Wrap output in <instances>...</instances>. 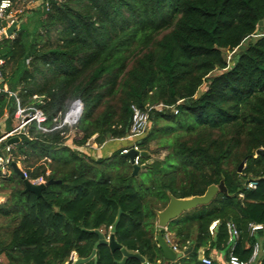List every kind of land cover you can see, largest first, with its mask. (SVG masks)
<instances>
[{"label":"trees","instance_id":"obj_1","mask_svg":"<svg viewBox=\"0 0 264 264\" xmlns=\"http://www.w3.org/2000/svg\"><path fill=\"white\" fill-rule=\"evenodd\" d=\"M258 29H264V0H40L24 12L13 38L0 41L1 85L22 106L41 109L48 131L32 122L11 154L30 178L56 182L36 196L24 192L13 171L0 175V187L9 189L0 217L12 226L8 241L0 240L3 262L63 264L71 252L86 258L98 240L94 231L107 237L120 211L117 243L149 264H163L155 210L168 193L198 196L221 180L226 194L161 230L179 250L193 248L168 264H203L202 247L206 257L215 249L227 259V222L238 230L240 260L249 259L255 242L264 251V231H248L250 222L264 224V154H255L264 149V31L240 48ZM223 50L232 53L230 62ZM76 100L82 112L69 128L62 120ZM131 106L149 112L152 124L135 140L145 152L139 166L151 157L145 147L151 137L166 151L135 174L122 147L97 159L80 150L91 138L101 145L128 137ZM15 107L14 97L0 94L5 131ZM76 114L74 106L67 121ZM250 180L257 182L253 189ZM95 257L85 264H119L122 253L100 244Z\"/></svg>","mask_w":264,"mask_h":264},{"label":"built area","instance_id":"obj_2","mask_svg":"<svg viewBox=\"0 0 264 264\" xmlns=\"http://www.w3.org/2000/svg\"><path fill=\"white\" fill-rule=\"evenodd\" d=\"M39 4H40V0H17V1L1 0L0 1V41L3 38H13L14 32L18 28L22 14L27 10L38 6ZM14 23L16 24L15 30L10 35H6V29ZM4 64H5V59L3 58L2 55H0V94H6L8 97L15 98L16 107H15L13 119H15L17 123L15 125H12V128L8 131H5L2 128H0V142H5L4 151L7 154L6 156L4 155L0 156L1 176L9 175L12 171L11 163L15 162L11 154V150L13 149L14 143L7 144L6 142L8 139L13 137H18L20 134H25L26 129L32 122H34L37 130L41 132L48 131V129L45 127L46 117L41 109L33 107L31 105L22 106L20 104L19 98L16 96V93L5 89L1 85ZM74 106H77L80 110V103L78 102V100L73 102L70 109L65 113V116L62 120V125L75 124L79 119L78 116L81 114H78L75 121H73L72 123H69L67 121L68 114L70 113V111ZM131 109H132V118H131L128 138H134L140 136L145 131L147 124L149 122V112L142 110L136 106H131ZM0 124H1V120H0ZM85 146L86 147L89 146V141L85 143ZM131 150L136 152L132 164L139 165L140 159L142 157L141 155L142 150L136 143H132L129 146L122 147L120 150V154L127 155ZM15 163L21 170L23 179H26L33 184H41L45 182L42 176L30 178L27 175V173L23 170L19 162H15ZM256 185H257L256 180H250L247 182V188L253 189L256 187ZM215 224L216 222H213L209 227L210 232H212V230L214 229ZM226 227L228 233L227 242L230 245V252L228 258L226 259V264H261V257L264 256V251L261 245L258 242H255L249 259L246 261L240 260L234 254V248H235L236 240L238 238V230L234 225V223L232 222H227ZM259 230L264 231V224L253 223V222H250L248 224V231L250 235L254 234ZM165 239L166 242H170L169 234L167 233L165 234ZM172 249L176 251L177 250L176 245L172 244ZM76 259H77V255L74 252H71L70 256L63 264H72ZM211 261L212 260L209 257L201 258V262L203 264H211ZM0 264H6L3 262L2 257H0Z\"/></svg>","mask_w":264,"mask_h":264},{"label":"water","instance_id":"obj_3","mask_svg":"<svg viewBox=\"0 0 264 264\" xmlns=\"http://www.w3.org/2000/svg\"><path fill=\"white\" fill-rule=\"evenodd\" d=\"M261 22H259L260 24ZM16 24H12L6 29V35H10L14 30H15ZM80 103V111L79 114L82 112V104ZM80 115L78 116V118ZM18 141L17 137H13L7 140V144H12L16 143ZM255 154H264V149L259 148L255 151ZM3 155L6 156V152L3 150ZM136 155V152L131 150L126 156L129 159V162L132 164L133 163V158ZM141 155H145V152L142 151ZM244 166V161H242L239 166H238V172L242 170ZM12 171L17 174L23 181L24 185V192H30L35 194L36 196H39L44 188L49 186L50 184L55 183L56 181L54 180H48L45 181L44 183L41 184H33L30 181L23 179L22 177V172L17 166L15 162L11 163ZM145 164L142 165H134L132 164V174H135L140 168H144ZM218 193H227V189L224 185L223 180H221L218 184H211L207 186L206 190L202 195L198 196H191V197H186V198H175L173 197L170 193H168V201L166 205L160 209V210H155V215H156V226L158 227V230L156 232V237L155 240L157 242V246L160 249L162 256L165 260L173 261L176 259L181 258L182 255H185L190 251L188 248L187 250L183 252H175L171 246L167 244L165 241L161 230H165L167 228V225L169 224L170 221L180 217L183 213L194 209L198 206L202 205H207L209 204ZM120 215L121 212L119 211L112 226L109 228V235L105 237L103 233L100 230H95V234L98 236L97 242L94 244L93 249L89 256L86 258H77L72 264H85L89 262L90 260H93L94 262L96 261V249L97 247L102 244L108 246L110 251H115L119 249L122 253V259L120 260L119 264H125L127 259L129 258H135L138 259L141 264H149L148 262L145 261V259L138 253H131L128 252L125 248L121 247L120 244L117 243L115 240V232H116V226L120 220Z\"/></svg>","mask_w":264,"mask_h":264},{"label":"rangeland","instance_id":"obj_4","mask_svg":"<svg viewBox=\"0 0 264 264\" xmlns=\"http://www.w3.org/2000/svg\"><path fill=\"white\" fill-rule=\"evenodd\" d=\"M264 29H258L252 36L247 37L240 45V48H244L247 46L248 43L253 42L256 38H258L261 33H263ZM223 54L225 56V58L227 59L228 62H230V58L232 53L231 52H227L226 50H223ZM34 99V98H33ZM160 108L159 106H156L155 109ZM17 123V121L15 119L12 120V125H15ZM74 124L72 125H67L69 128H72ZM152 127V124L149 123V125L147 126V128L145 129V131L138 137H134V138H130L131 140L128 142V145H131L132 143H135V140L137 138H145V136L148 134V132L150 131V128ZM70 134H73V130L71 129ZM148 150L152 151L151 157L150 159H148L145 164H150L152 163L153 160L158 159V158H162L163 155L165 154V150L164 149H160L159 147H157V139L156 137H151L150 139H148L147 145L145 146ZM119 149L114 150L113 152H117L119 151ZM112 152V153H113ZM113 161L116 163L119 161V157H114ZM9 198V189H3L0 187V204L4 203L7 199ZM145 200H153L150 197H146ZM150 203V202H149ZM160 202H154V203H150V206H158L160 205ZM7 219L0 217V240H3L4 242L8 241L9 238V232L12 228V226H9L7 223ZM103 233V230H101Z\"/></svg>","mask_w":264,"mask_h":264},{"label":"crops","instance_id":"obj_5","mask_svg":"<svg viewBox=\"0 0 264 264\" xmlns=\"http://www.w3.org/2000/svg\"><path fill=\"white\" fill-rule=\"evenodd\" d=\"M131 139L128 138V137H125V138H121V139H110V140H107L105 141L104 143H102L101 145H95L92 141V138L89 140V146H84L82 147L80 150L85 152L86 154H88L91 158L93 159H97V158H106V157H109L111 155V153L116 150V149H119L121 147H124V146H127L128 145V142L130 141ZM71 139L67 141L66 144L70 145L71 144ZM71 146V145H70ZM72 147V146H71ZM10 175V174H9ZM7 175V176H9ZM155 232H154V240H155V237H156V232L158 230V227L156 226V220H155ZM163 235V233H162ZM164 239H165V234L163 235ZM166 241V239H165ZM155 243H156V247L158 248L157 246V242L155 240ZM167 244L169 246L172 247V244L176 245L174 243V239L173 237L170 236V242H167ZM177 247V246H176ZM188 249V248H187ZM186 249V250H187ZM190 251L188 253H186L185 255H182V257H186L192 250L193 248L192 247H189ZM206 248L202 247L198 250V259L201 261V258L202 257H206L204 255V251H205ZM175 251V250H174ZM185 251V250H184ZM175 252H183L181 250H179L177 248V250ZM158 253H159V256H160V259L157 261V262H160V260H163V264H168V263H172L176 260H165L162 256V253L160 251V249L158 248ZM209 258L212 260V262H216L218 264H226V258L223 256V254H221L220 252H217L215 249H211L210 252H209ZM180 259V258H179Z\"/></svg>","mask_w":264,"mask_h":264},{"label":"bare ground","instance_id":"obj_6","mask_svg":"<svg viewBox=\"0 0 264 264\" xmlns=\"http://www.w3.org/2000/svg\"><path fill=\"white\" fill-rule=\"evenodd\" d=\"M75 108L77 109V114L75 115V119H76V117L78 116V114H79V108L77 107V106H75ZM73 109V108H72ZM75 121V120H74Z\"/></svg>","mask_w":264,"mask_h":264}]
</instances>
